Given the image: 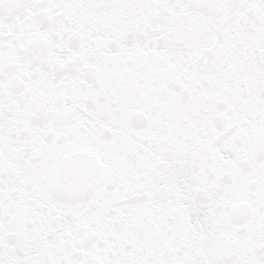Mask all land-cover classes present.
Segmentation results:
<instances>
[{
  "label": "snow or ice",
  "instance_id": "obj_1",
  "mask_svg": "<svg viewBox=\"0 0 264 264\" xmlns=\"http://www.w3.org/2000/svg\"><path fill=\"white\" fill-rule=\"evenodd\" d=\"M0 264H264V0H0Z\"/></svg>",
  "mask_w": 264,
  "mask_h": 264
}]
</instances>
